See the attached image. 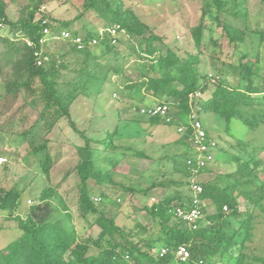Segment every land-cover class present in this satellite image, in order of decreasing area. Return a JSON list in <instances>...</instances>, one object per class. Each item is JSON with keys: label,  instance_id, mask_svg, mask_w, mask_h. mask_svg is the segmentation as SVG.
I'll return each instance as SVG.
<instances>
[{"label": "rangeland", "instance_id": "rangeland-1", "mask_svg": "<svg viewBox=\"0 0 264 264\" xmlns=\"http://www.w3.org/2000/svg\"><path fill=\"white\" fill-rule=\"evenodd\" d=\"M0 1L8 21H22L35 11L37 18L47 15L53 23H71L74 31H97L111 24L112 20L105 21L110 17V5L131 11L145 26L144 38L157 37L153 45L159 51L172 49L183 59L190 55L199 59L200 74L212 79L203 97L219 81L221 67L236 65L240 56H245L244 64L257 66L264 77V0H99L98 9L89 10L88 0ZM199 26L202 34L197 44L195 29ZM228 27L240 32L239 39L230 41ZM144 38L122 32L117 49L125 53L104 60L99 69H89L95 77H106L102 87L82 77V63L73 54L63 56L67 49L62 42H50L44 48L46 59L58 71L54 78L58 95L70 104L69 119L56 114L54 105L43 114L45 103L32 104L33 95L25 87L16 94L6 90L19 78L20 83L25 82L27 76L18 73L15 48L31 42L9 25H0V158L6 159L0 165V198L9 190L16 193L14 207L0 209V253L20 238L22 222L33 217L39 223L50 213V219L79 235L78 241L88 247L87 256L98 254L95 242L101 229L95 216L82 218L79 210L81 180L76 166L80 148L85 146L81 134L92 141L96 171L108 174L113 181L89 180L91 199L127 231L138 223L151 230L152 219L140 207L151 205L152 197L159 201L180 195L186 201L192 195L186 184L194 177H185L181 171L192 151L177 126L161 123L155 128L140 114L143 107L159 103L137 87L139 66L149 63L148 58L140 57L146 49ZM231 82L236 84V77H231ZM199 115L217 148L207 167L210 171L194 180L205 184L217 175L234 172L238 166L234 156L249 159L248 151L264 162V121L252 129L240 120L227 125L216 114ZM72 123L80 133L73 130ZM46 156L48 172L43 169ZM259 177L264 179V172ZM238 201L241 213L252 209L247 200L240 197ZM207 211L213 213L215 208L209 205ZM212 264H234V260L230 255L217 256Z\"/></svg>", "mask_w": 264, "mask_h": 264}, {"label": "trees", "instance_id": "trees-1", "mask_svg": "<svg viewBox=\"0 0 264 264\" xmlns=\"http://www.w3.org/2000/svg\"><path fill=\"white\" fill-rule=\"evenodd\" d=\"M98 7L99 0H88L86 4L87 10ZM108 9L110 17L106 16L105 21H112L105 27L117 24L127 35L144 38L145 26L131 11L114 9L111 5ZM43 17L51 19L47 15ZM2 23L9 25L15 33L21 32L31 42L29 46L23 44L22 49L15 48L19 53L16 61L18 73L27 76L25 82L20 83L19 78L8 85L6 90L16 94L25 87L33 95L32 104L45 103L43 114L50 111L54 105L58 107L56 114L71 119L70 104L58 95L56 89L57 82L54 78L58 71L54 64H50L46 59L48 53L43 51L50 42H62L67 49L63 56L73 54V57L82 63V77L88 82L94 80L98 87H102L106 77H95L89 69L97 67L108 58H117L125 53L119 51L117 46L111 45L107 39L97 46H88L81 51L67 40H50L42 46L40 39L44 26L36 17L35 11H30L22 21L11 22L7 19L4 3L0 1V24ZM54 24V33L65 29L75 35L80 34L87 40L97 36L98 30L74 31L71 23ZM228 32L231 42L239 39L240 32L237 29L228 27ZM201 34L202 26H199L195 29L197 44L201 41ZM155 39V36L144 38L146 49L144 53H140V57L148 58L149 63L147 66H139L141 80L137 87L159 101L154 105L168 104L177 122L166 123L159 117H146L151 124L179 125V122H183L187 126V117L191 114L193 106L199 114L204 112L218 115L227 125L234 119L252 129L262 124L264 77L260 75L257 66L243 63L245 56H240L236 65H223L217 78L219 81L214 82L208 96L203 97L209 91L212 79L200 74L199 59L192 55L183 59L172 49L162 53L154 47ZM262 40L264 41V36ZM39 60L41 65L38 64ZM233 76L237 79L236 84L231 82ZM197 93L201 97H195L191 103V96ZM71 125L73 130L80 133L74 123ZM190 131L187 129L181 137L184 142L189 138ZM81 135L85 146L80 148V162L76 166L81 180L79 210L82 218L86 215L95 216L96 224L101 229L100 237L95 242L99 249L98 254L87 256L88 247L78 241L79 235L59 220L50 219L49 213L40 219V224L35 223L33 217L29 218L30 222H22L20 238L0 253V264H177L173 251L181 245H186L190 251V264H212L217 256L226 255L232 257L234 264H264V179L259 177V173L264 172V162L257 159L254 151H248L250 158L246 160L234 156L233 160L238 164L234 172L217 175L214 180L203 184V192L200 195L203 216L199 221L198 230L189 229L171 212L177 201L178 204L185 201L180 195H175L140 207V210H145L152 219L153 226L150 231L139 223L127 231L116 223L114 217L107 216L105 211L98 209L91 199L89 180H96L98 183L113 181L108 174L96 171L92 141ZM207 139L211 140L208 133ZM48 162L49 157L46 156L43 162L45 172H48ZM183 168L181 171L184 176L191 178L192 173L185 161ZM208 171L210 169L206 168L200 173ZM186 185L190 186L191 182ZM144 193L147 195L149 191ZM240 197L247 200L252 209L248 208L241 213L238 201ZM190 198L191 195L187 200ZM15 199L16 193L7 191L0 198V209L13 208ZM209 205L215 208V212L207 211ZM224 207H227V212ZM164 247L170 249V253L160 257V250ZM127 256L132 259L131 263L126 261Z\"/></svg>", "mask_w": 264, "mask_h": 264}, {"label": "built area", "instance_id": "built-area-1", "mask_svg": "<svg viewBox=\"0 0 264 264\" xmlns=\"http://www.w3.org/2000/svg\"><path fill=\"white\" fill-rule=\"evenodd\" d=\"M45 7L41 8V12H44ZM42 21L43 36L40 39V44L44 45L50 40H67L76 47L77 50H84L86 47L97 46L103 40L107 39L109 43L113 46H117L120 39V34L124 32L120 25H113L110 27L100 28L96 33L97 36L92 39H86L82 35H75L69 30H61L54 33L52 26L55 25L48 17L41 16L38 18ZM2 25V24H0ZM30 44V43H29ZM41 61L38 64L41 65ZM200 94L191 96V103L194 101L195 97H199ZM140 114L145 117L153 118L159 117L166 123H172L174 120L171 110L168 104L162 103L154 106H145L140 110ZM177 122V121H175ZM187 126L183 122H179L177 126L178 132L181 136L184 135L187 129H190V136L186 139L189 149L192 151L190 157H188L185 162L188 169L191 171L194 177L191 181L190 189L192 192L191 198L184 201L182 204H175L171 210L174 216L182 221L189 229L198 230L199 221L203 216L201 209V199L200 195L203 192V184L194 180L196 177H200V171L206 169L208 165L213 160V151L217 148L215 141L207 139V131L205 130L203 123L200 119V115L196 110V107H192L191 114L187 117ZM5 158H0V165L5 162ZM95 201H100V198H95ZM151 202H157L156 198L152 197ZM224 211H228L227 207H224ZM170 253V249L164 247L160 250L159 256L164 257ZM173 255L177 264H190L191 254L186 245H181L173 251ZM128 259V256H127ZM202 264V262L200 263Z\"/></svg>", "mask_w": 264, "mask_h": 264}, {"label": "crops", "instance_id": "crops-1", "mask_svg": "<svg viewBox=\"0 0 264 264\" xmlns=\"http://www.w3.org/2000/svg\"><path fill=\"white\" fill-rule=\"evenodd\" d=\"M157 125H159V124H156V125H153V126H155V128H158L159 126H157Z\"/></svg>", "mask_w": 264, "mask_h": 264}]
</instances>
